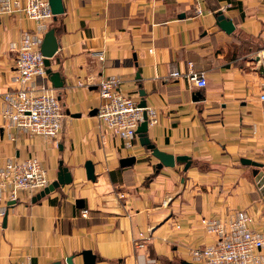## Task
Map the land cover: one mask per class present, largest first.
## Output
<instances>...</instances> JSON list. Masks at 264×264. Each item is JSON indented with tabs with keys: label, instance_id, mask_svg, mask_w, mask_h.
Segmentation results:
<instances>
[{
	"label": "crops",
	"instance_id": "crops-1",
	"mask_svg": "<svg viewBox=\"0 0 264 264\" xmlns=\"http://www.w3.org/2000/svg\"><path fill=\"white\" fill-rule=\"evenodd\" d=\"M63 2L65 14L49 28L59 50L47 69L63 84L55 89L48 75L63 114L54 141L15 130L13 140L4 130V96L17 88L13 46L35 23L0 13V167L12 158H37L51 183L60 162L73 177L36 203L40 193H22L10 206L6 201L0 264H67L71 257L84 264V251H92L97 264H194L191 250L216 241L201 220H225L236 210H248L254 229L264 233L254 169L241 163L252 160L264 172V0ZM219 13L233 22L232 32L218 25ZM191 70L205 74V88L186 78ZM173 72L181 77L172 78ZM112 76L138 107L146 101L158 112L148 138L162 152L189 157L187 171L183 164L158 170L138 137L127 150L98 113L91 115L103 104L99 83ZM133 156L135 165L123 168L121 160ZM140 233L149 237L144 249L134 245Z\"/></svg>",
	"mask_w": 264,
	"mask_h": 264
},
{
	"label": "built area",
	"instance_id": "built-area-1",
	"mask_svg": "<svg viewBox=\"0 0 264 264\" xmlns=\"http://www.w3.org/2000/svg\"><path fill=\"white\" fill-rule=\"evenodd\" d=\"M0 13L18 14L35 23V29L21 35L17 53V88L4 96L2 119L4 130L14 140L13 130L30 137L56 140L62 131V107L56 91L46 83L48 78L45 57L42 53L44 38L54 21L49 0H0ZM100 60L104 61L103 57ZM264 68V54L262 57ZM172 78L181 73L173 72ZM186 78L199 88H205L204 73L191 70ZM123 81L118 77L102 80L98 90L103 104L98 117L110 135L120 138L127 150L135 148L137 130L144 122L147 111L149 126L158 124V112L153 108H139L132 96L121 91ZM82 85V84H81ZM264 110V91L259 96ZM48 170L37 158L9 159L0 167V214H6V201L17 202L21 194L34 196L50 186ZM87 217V212L83 213ZM205 232L214 236L213 244L191 250L194 264H264V233L254 229V218L244 210H236L225 220L203 218ZM149 237L140 233L134 239L135 247L144 249ZM154 260L139 264H154Z\"/></svg>",
	"mask_w": 264,
	"mask_h": 264
},
{
	"label": "water",
	"instance_id": "water-1",
	"mask_svg": "<svg viewBox=\"0 0 264 264\" xmlns=\"http://www.w3.org/2000/svg\"><path fill=\"white\" fill-rule=\"evenodd\" d=\"M50 7L52 9V13L54 15V20L56 21L59 16H62L65 14V6L63 0H49ZM218 25L227 33H230L234 29V24L232 21L226 19V17L219 13L218 15ZM59 50V43L56 36V32L54 29L49 30V32L46 34L44 43L42 45V53L45 57V64L47 68H50L51 66V60L56 56ZM47 74L50 76V81L53 83L55 89H61L63 88V84L58 81L57 77L58 74H52L51 70H47ZM141 96L143 98L146 97V94L144 92H141ZM139 108L146 109L147 104L146 101H143L139 104ZM98 110H95L91 115L95 116L97 115ZM77 117H80L79 115ZM148 130H149V124H148V116L147 111L144 110V122L140 125V127L137 130V136L140 139L141 145L151 151L152 155L159 161V164L157 166L158 170H161L163 168H175L177 164H183L185 165V170L187 171L191 165L192 160L187 156H179L175 157L174 155L167 154L165 152L160 151L156 146H154L150 139L148 138ZM137 161V158L135 156L125 158L121 160V166L123 168L131 167L135 165ZM241 163L245 166H250L254 169L253 176L255 177V182L257 184L258 192L260 196L262 197V200L264 202V172L261 171L263 168L262 164H259L257 162H254L252 160L243 159ZM59 173H58V179L50 184L48 188H46L44 191L40 192L34 199L33 203H36L37 201H40L41 199L45 198L47 195L53 193L55 190L65 187L66 185H70L73 182V177L69 171L68 168L64 167V162H60L59 164ZM86 172L87 177L90 181L95 182L96 181V175H95V168L92 162H87L86 164ZM84 203L82 200L78 201L79 208H82L83 206H80V204ZM15 202H11L10 205H14ZM7 221V217H5V223ZM83 262L84 264H97V256L93 254L92 251H84L82 253ZM74 257H71L67 260V264H74L73 263ZM183 264H193L184 262Z\"/></svg>",
	"mask_w": 264,
	"mask_h": 264
},
{
	"label": "rangeland",
	"instance_id": "rangeland-1",
	"mask_svg": "<svg viewBox=\"0 0 264 264\" xmlns=\"http://www.w3.org/2000/svg\"><path fill=\"white\" fill-rule=\"evenodd\" d=\"M48 32H49V31H48ZM48 32H47V33H48ZM45 36H46V35H45ZM44 39H45V38H44ZM16 54H17V53H16ZM16 59H17V58H16ZM47 70H48V69H47ZM244 211H246L247 213H249V211H248V210H244ZM249 214H250V213H249Z\"/></svg>",
	"mask_w": 264,
	"mask_h": 264
}]
</instances>
